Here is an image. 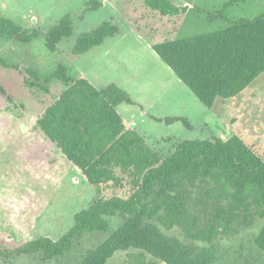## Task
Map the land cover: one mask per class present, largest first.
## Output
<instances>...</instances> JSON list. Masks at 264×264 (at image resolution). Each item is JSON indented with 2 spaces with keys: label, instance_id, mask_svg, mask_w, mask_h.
Listing matches in <instances>:
<instances>
[{
  "label": "rangeland",
  "instance_id": "374dc122",
  "mask_svg": "<svg viewBox=\"0 0 264 264\" xmlns=\"http://www.w3.org/2000/svg\"><path fill=\"white\" fill-rule=\"evenodd\" d=\"M172 1L188 5L190 9L196 5L217 13L229 0ZM262 12L264 0L239 1L226 10L230 20L251 18ZM65 14L73 18V33L60 40L56 49L50 51L45 45L46 32ZM0 15L35 31V36L27 42L0 40V58L10 65L4 67L0 64V84L12 99L11 103L0 92V130H4L0 131V140L10 139L9 131L13 130L20 147L35 154L29 160L22 158L18 161V167L22 165L25 169V164L29 170L19 167V172L25 174H18L17 186L23 188L28 185L32 192L28 190L29 195L15 197L12 205L8 200L10 197L0 196V248L13 249L42 236L58 240L73 225L75 213L86 208L97 197L126 199L132 193L128 184L114 187L110 183L102 185L99 194L79 170L61 156L52 154L45 144L49 142L32 122L67 86L59 79L46 81L45 78L59 64H63L71 78L85 74L101 84L106 78V62L100 57L113 53L116 46L145 45L149 49L148 46L155 42L211 32L226 27L228 23L220 19L210 21L205 13L192 9L176 17H160L146 10L141 0H0ZM104 20L115 24L118 32L105 38L102 46L93 48L88 57L75 54L73 49L77 36ZM151 51L155 53L152 48ZM119 54L127 57L128 60L123 58L127 61L131 59L137 67L140 65L136 62L137 51ZM157 59L164 67L159 74L158 87L150 72L144 71L142 66L138 72L140 76L125 84L133 97L132 105L119 109L126 123L132 124L164 157L183 139L219 137L227 140L234 134L264 161V72L240 94L227 100L218 98L208 108L158 56ZM27 69L36 71L39 80L29 76ZM155 88L157 94L153 92ZM21 124L26 125L24 133L20 130ZM0 172L4 175H0V188L3 187L0 190L8 193L9 186L17 182L12 181L11 177L15 169L8 165ZM30 174L34 177L26 178ZM13 179L16 180L15 177ZM203 186L206 187L205 191L191 189L182 226H168L157 217H153L152 222L164 234L176 237L196 251L214 249L216 260L212 264H262L263 254L255 244V236L264 226V216L261 214L264 208L255 203L246 207L236 202L230 192L225 196L223 192L207 191L209 184ZM43 187L45 194H37ZM163 211L158 209L155 215L161 216ZM107 220V230L84 232L68 253L51 259H45L42 253L20 255L2 259L0 264H76L123 223V217L118 214L107 217ZM225 221L228 223L221 225ZM198 237H210L211 242H204ZM107 264L165 263L141 250L130 249L117 251Z\"/></svg>",
  "mask_w": 264,
  "mask_h": 264
},
{
  "label": "trees",
  "instance_id": "16d2710c",
  "mask_svg": "<svg viewBox=\"0 0 264 264\" xmlns=\"http://www.w3.org/2000/svg\"><path fill=\"white\" fill-rule=\"evenodd\" d=\"M239 1L244 0L223 3L217 13L196 5L191 8L205 13L210 21H226L224 28L152 44L156 54L208 108L218 98L227 100L240 94L264 72V12L230 20L226 10ZM141 2L146 10L160 17H176L191 10L172 0ZM117 32L115 24L104 20L79 34L73 51L83 54ZM72 33L73 18L65 14L46 32L45 45L54 51L58 42ZM34 36L35 31L0 15V40L27 42ZM0 64L10 66L1 58ZM26 72L39 80L36 71ZM53 78L67 87L37 117L38 128L99 194L101 186L110 183L114 187L128 184L132 193L126 199L95 198L75 213L73 225L58 240L39 237L13 249L0 248V262L20 255L42 253L45 259H51L68 253L84 232L107 230V217L118 214L123 223L76 264H107L117 251L130 249L141 250L165 264H212L216 260L214 249L196 251L164 234L152 218L168 226H182L191 189L205 191L203 185L207 184V191L223 192L225 196L230 192L239 204L247 207L255 203L264 208V161L237 135L227 140L183 139L164 157L124 123L117 106L133 104V99L120 87L111 84L97 88L84 77L71 78L63 64L45 80ZM158 209H164L161 216L155 215ZM261 214L264 216V209ZM224 223L228 221L221 225ZM198 238L211 242L210 237ZM255 244L263 254L264 264V226L256 234Z\"/></svg>",
  "mask_w": 264,
  "mask_h": 264
},
{
  "label": "crops",
  "instance_id": "0c3cea01",
  "mask_svg": "<svg viewBox=\"0 0 264 264\" xmlns=\"http://www.w3.org/2000/svg\"><path fill=\"white\" fill-rule=\"evenodd\" d=\"M102 45H96L94 47H92L90 50H88L87 52L83 53V54H78L80 56H86L88 57V53L90 51L93 50V48H97V47H101ZM149 49H147V47L145 45H129V46H116L114 47V51L113 53H110L108 55H102L100 57V60H103L105 59V64H106V78L103 79L105 80L104 82H102L101 84L97 83L96 79L94 78H91L90 76L88 75H85V74H81L79 75L78 77L76 78H80V77H84L88 80H90V82L92 84H94L97 88H105L107 87L106 84L107 83H111V84H115L116 86L120 87L122 90H124L125 92H127L130 97L133 99L132 95H131V92L130 90L128 89V87L125 85V84H128L130 82H132L133 80H136L140 75H139V69L141 70V66H142V69L144 71H146L147 73L150 72V75L153 77V81H156V86L158 87V79L160 77V71L164 70V67L162 66V64L158 61L157 59V54L156 52L153 50L152 48V45L150 44L148 46ZM150 48H152V50L155 52V53H152V51L150 52ZM127 51H137L138 54H137V64H140L138 67L136 64H134L131 59H129V61H127V57L125 56H121L119 53L120 52H127ZM140 52H143L144 54H140ZM146 52H149V53H146ZM157 56H156V55ZM156 56V57H155ZM159 57V56H158ZM123 58H126V59H123ZM160 58V57H159ZM161 59V58H160ZM100 60L98 59V61L100 62ZM162 60V59H161ZM163 61V60H162ZM124 62L128 63V64H125ZM147 64V65H146ZM149 65V66H148ZM168 66V65H167ZM169 68V67H168ZM170 69V68H169ZM171 70V69H170ZM172 71V70H171ZM173 72V71H172ZM174 73V72H173ZM175 74V73H174ZM69 76V75H68ZM70 77V76H69ZM178 78V77H177ZM75 79V78H74ZM125 79V81L123 82V80ZM179 79V78H178ZM180 80V79H179ZM110 84V85H111ZM109 86V85H108ZM0 92L7 97V100H9V102L12 103V99H11V95L8 94L6 92V90L1 86L0 84ZM161 90V89H160ZM154 93H156V88L154 89L153 91ZM157 94V93H156ZM159 94V93H158ZM126 105H132V104H127V103H121L120 105L117 106V111L119 112V114L121 115L124 123L131 127V128H134L132 124H128L125 122V119L124 117L122 116L121 112H120V107L121 106H126ZM44 111V110H43ZM40 115V114H39ZM38 115V116H39ZM37 116V117H38ZM37 119V118H36ZM36 119L32 122L33 125L36 127V130L44 136V138L49 142V143H45L49 149L52 151V154L53 155H58V156H61V158H63L64 160L68 161L73 167H75L77 170H79V172H81V174L83 175V177L86 179V177L84 176V174L82 173V171L77 167L75 166L74 164H72L66 157L65 155L61 152V150L57 147V145L52 142L39 128L38 126L36 125ZM1 127V126H0ZM25 129H26V125L24 124H21L20 126V130L23 131V133L25 132ZM135 129V128H134ZM137 132H139L137 129H135ZM0 131H4L3 129L0 130ZM10 134H11V137L10 139L8 140H0V160H2L4 158V160L2 162H0V169L3 168V167H6L8 165H11L14 169H15V173H13V176L11 175L12 177V181H17L18 180V177H20L18 174L20 173L19 172V167H18V161L19 159H22V158H25L26 160H29L30 159V156L31 158L34 157L35 154H33L32 151H28L26 150L24 147H20V141H16V139L14 138V134H13V130L9 131ZM140 133V132H139ZM141 134V133H140ZM142 135V134H141ZM143 136V135H142ZM144 137V136H143ZM145 138V137H144ZM146 140V139H145ZM45 142V141H44ZM21 154V156H20ZM33 154V156H32ZM47 154V153H46ZM48 154L51 155V153L48 152ZM17 165V166H16ZM32 165H30L31 167ZM24 168L29 170L25 164H24ZM21 170H25L22 168V165L20 167ZM20 174H25V173H20ZM0 175L1 177H4V175L2 174V172H0ZM16 178V180H14L13 178ZM34 177V175L30 174V175H27L26 178H32ZM36 178H38V175L35 176ZM7 178H10L7 177ZM21 178L23 179L24 177L21 176ZM39 179V178H38ZM44 178H42L43 180ZM4 180V179H3ZM87 181V179H86ZM88 182V181H87ZM19 182H15L13 184V186H9V190L7 189V191H9L8 193L6 192H1L0 190V196L3 195L6 196V197H10V199L8 200H11V205L13 204V200H16L15 197H22V196H27L29 195V191L30 190L32 192L33 189H31L28 185H24L23 188H21L20 186H17ZM88 184L90 186H92L89 182ZM93 187V186H92ZM3 188V187H1ZM0 188V189H1ZM94 188V187H93ZM45 191L46 189L41 188L37 191V194H41V195H44L45 194ZM31 194V193H30ZM3 197H2V200H3ZM1 200V199H0ZM10 212V211H9ZM6 221H9V219H7ZM10 223V222H9ZM8 224V223H7ZM2 230V229H0ZM42 237H47V236H42ZM59 239V238H58ZM54 241V240H53Z\"/></svg>",
  "mask_w": 264,
  "mask_h": 264
},
{
  "label": "water",
  "instance_id": "95a60500",
  "mask_svg": "<svg viewBox=\"0 0 264 264\" xmlns=\"http://www.w3.org/2000/svg\"><path fill=\"white\" fill-rule=\"evenodd\" d=\"M132 127V126H131Z\"/></svg>",
  "mask_w": 264,
  "mask_h": 264
}]
</instances>
